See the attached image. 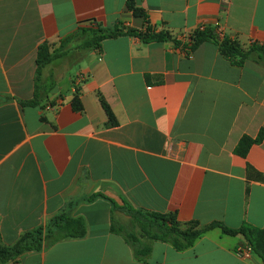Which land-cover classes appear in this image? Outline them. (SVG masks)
Masks as SVG:
<instances>
[{"label": "crops", "instance_id": "1", "mask_svg": "<svg viewBox=\"0 0 264 264\" xmlns=\"http://www.w3.org/2000/svg\"><path fill=\"white\" fill-rule=\"evenodd\" d=\"M86 26L153 30L170 40L123 35L100 49L72 42L36 82L39 48L57 49ZM200 28L258 51L242 60L206 42L192 52L189 38ZM261 131L264 0H0V247L14 249L58 215L86 224L83 238L0 264H264L253 250L240 258L247 240L223 227L182 252L150 240L140 263L111 231L131 218L110 201L199 228L264 230V139L246 157L236 153L243 137ZM95 195L106 198L88 201Z\"/></svg>", "mask_w": 264, "mask_h": 264}, {"label": "trees", "instance_id": "2", "mask_svg": "<svg viewBox=\"0 0 264 264\" xmlns=\"http://www.w3.org/2000/svg\"><path fill=\"white\" fill-rule=\"evenodd\" d=\"M128 5L135 17L145 18V14L137 9L132 2H129ZM123 35L137 37L144 43H162L170 40L167 34L156 33L153 30L143 33L135 29L125 31L119 26L78 28L75 34L61 42L59 48L52 50V46L48 44H44L39 48L36 60V82L40 81L43 69L55 59L60 58L72 42L76 43V48L78 49H100L105 40L115 39ZM206 42H215L225 55L231 58L238 57L242 60L248 59L253 52L258 51V48L254 46L249 52H242L230 40H219L214 30L210 28L197 31L193 34L190 51L194 52ZM78 96L77 92L73 104L76 110L81 111L82 105L79 103ZM100 102L108 115L110 124L115 125V116L102 96H100ZM21 104L23 106H35L36 100L22 102ZM263 139L264 131H261L256 139L247 136L243 137L236 148V153L241 157H246L251 146L261 143ZM248 172L252 173L254 170L249 168ZM257 176L260 178V175ZM98 197L106 198L103 195H95L89 198L88 201H93ZM110 201L116 209L124 211L131 218V222L126 225L113 223L111 231L125 240L132 249L135 260L140 263H146L151 255L152 247L149 242L150 240L170 244L175 250L182 252L190 249L204 233L214 227H223L226 234L243 235L249 247L264 263V230L262 229L250 225H243L238 229H229L220 223H213L208 227L199 228L196 222L181 223L175 214L143 212L127 205L119 207L115 202ZM85 235L86 224L83 219H73L66 214L58 215L50 221L45 231L39 228L34 232L26 234L14 249L5 250L0 247V262L13 259L28 251H39L43 246H51L65 239L83 238Z\"/></svg>", "mask_w": 264, "mask_h": 264}, {"label": "built area", "instance_id": "3", "mask_svg": "<svg viewBox=\"0 0 264 264\" xmlns=\"http://www.w3.org/2000/svg\"><path fill=\"white\" fill-rule=\"evenodd\" d=\"M204 29L200 28L199 31H202ZM222 39L224 38V35H222L221 33V36H220ZM190 40V43L192 44V40H193V35L190 36L189 38ZM86 79V77L83 75V74H80L78 75L75 80H74V86L76 88V92H78L77 88L84 82V80ZM252 254V249L251 247H247V248H240L238 249L237 251V255L240 257V258H243V259H246V258H250Z\"/></svg>", "mask_w": 264, "mask_h": 264}, {"label": "rangeland", "instance_id": "4", "mask_svg": "<svg viewBox=\"0 0 264 264\" xmlns=\"http://www.w3.org/2000/svg\"><path fill=\"white\" fill-rule=\"evenodd\" d=\"M89 26H86V27H84V28H88ZM91 27V26H90Z\"/></svg>", "mask_w": 264, "mask_h": 264}]
</instances>
